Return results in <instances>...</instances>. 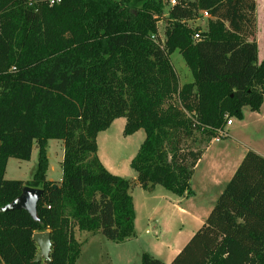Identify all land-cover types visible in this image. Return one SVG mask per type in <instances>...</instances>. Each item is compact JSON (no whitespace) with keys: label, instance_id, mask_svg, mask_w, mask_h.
<instances>
[{"label":"trees","instance_id":"1","mask_svg":"<svg viewBox=\"0 0 264 264\" xmlns=\"http://www.w3.org/2000/svg\"><path fill=\"white\" fill-rule=\"evenodd\" d=\"M54 1L0 0V264H77L76 229L117 243L136 236L132 183L98 157V135L116 119L126 136L145 132L130 164L138 184L185 197L228 121L264 105L256 0H176L163 35L164 0ZM204 12L195 41L187 24ZM176 51L193 77L182 86ZM50 140L64 143L60 182L47 179ZM35 147L33 178L7 180L9 160L30 161ZM24 187L44 191L37 221L2 211ZM44 232L50 260L35 263L33 236ZM141 264L166 263L144 253ZM171 264H264V156L248 150Z\"/></svg>","mask_w":264,"mask_h":264},{"label":"rangeland","instance_id":"2","mask_svg":"<svg viewBox=\"0 0 264 264\" xmlns=\"http://www.w3.org/2000/svg\"><path fill=\"white\" fill-rule=\"evenodd\" d=\"M164 1L166 11L158 23L160 35H163L167 9L170 7V0ZM256 1V39L259 46V61H261L264 58V0ZM187 25L192 30L198 29L203 33L207 28V20L198 15ZM170 60L178 74L181 86L193 81L192 74L178 51L170 56ZM230 120L235 122L234 127L229 130L230 137L214 141L211 151L227 147L228 153L236 154V148L239 147L237 153L240 163L244 157V148L250 147L264 152V112L257 117L247 111L243 124L237 119ZM124 121H126L124 118L116 119L107 130L99 133L98 157L109 172L132 183L131 194L136 213V236L123 243H117L106 239L102 234L82 233L76 229V238L83 243L77 264H141L144 253L167 264L172 247L178 244L181 232L186 231L188 227V223L177 213L176 209L172 208L171 204L178 203L181 208L192 213L203 210L207 217L229 183L223 185L220 195L215 193L214 197L205 193L201 186L194 182L191 184L188 196L183 198L174 195L161 185L153 188L140 187L137 184V173L130 164L145 140V132L139 130L133 135L126 136ZM226 131L228 134V130ZM47 150L49 160L47 179L59 182L63 177L61 162L64 157V143L61 140H50ZM241 156H243L242 159ZM38 157L39 151L35 147L30 161L10 159L5 178L24 182L31 180L37 168ZM182 224L187 226L181 231Z\"/></svg>","mask_w":264,"mask_h":264},{"label":"crops","instance_id":"3","mask_svg":"<svg viewBox=\"0 0 264 264\" xmlns=\"http://www.w3.org/2000/svg\"><path fill=\"white\" fill-rule=\"evenodd\" d=\"M247 111L250 114H253L258 117L261 114H263L264 105L262 106L261 111L259 113L251 112L248 108L244 109L243 120H238L241 124L245 122ZM124 122L125 123L123 124L126 125V121ZM234 124L235 122L233 121L232 125L227 127L228 137H230L229 130L234 127ZM213 142H211V144L204 150V154L195 168L194 175L190 183V188L193 182L198 183V185L201 186V189L205 193L214 197L215 193H219L220 195L221 193L220 191H222L223 185H226L228 182H230V180L234 176L235 172L237 171L241 163L239 161V156L237 153L239 147L236 148V154L228 153L227 147H224L222 149H215L214 151H211ZM248 150H253L258 154L264 156V152H260L250 147L243 149L244 152L243 156H245ZM243 156H241V159ZM171 206L172 208L176 209L177 213L182 216V218L184 219V221H186V223H188L187 224L188 227L186 231H182V229L184 230L187 226L186 224H182V228H181L182 232L180 231L181 240L179 239L178 244L172 247L171 256L167 264H171V262L185 247V245L189 242V240L192 238L195 232L198 231L203 226L205 220L208 217V216L206 217V213L203 210L192 213L186 210L185 208H181L178 203H172ZM135 229H136V222H135Z\"/></svg>","mask_w":264,"mask_h":264},{"label":"water","instance_id":"4","mask_svg":"<svg viewBox=\"0 0 264 264\" xmlns=\"http://www.w3.org/2000/svg\"><path fill=\"white\" fill-rule=\"evenodd\" d=\"M152 187V184L149 185ZM44 191L39 188L24 187L21 195L12 203L2 209L3 212H10L14 210L26 211L32 219L38 220L37 206L43 196ZM34 242L39 247V252L34 260L35 263L50 260L52 251L51 234L49 232L36 233L33 236Z\"/></svg>","mask_w":264,"mask_h":264},{"label":"built area","instance_id":"5","mask_svg":"<svg viewBox=\"0 0 264 264\" xmlns=\"http://www.w3.org/2000/svg\"><path fill=\"white\" fill-rule=\"evenodd\" d=\"M57 2H58V0H55V1H54V3H57ZM176 3H177L176 0H170V1H169L170 6H174V5H176ZM201 15H202V16H201L202 19H207V18L209 17V15H208L207 12H204V13H202ZM201 34H202V32H200V31L195 32L194 35H193V39H194L195 41L201 39ZM153 38H155V37H153ZM232 123H233V120H229L228 123H227V126L232 125ZM221 138H222V137H218V138H216L214 141H219V140H221Z\"/></svg>","mask_w":264,"mask_h":264}]
</instances>
